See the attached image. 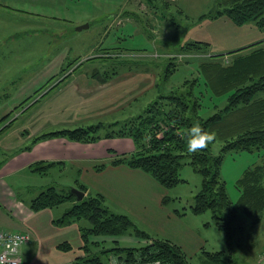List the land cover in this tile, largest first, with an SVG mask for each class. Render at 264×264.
<instances>
[{
  "label": "rangeland",
  "instance_id": "1",
  "mask_svg": "<svg viewBox=\"0 0 264 264\" xmlns=\"http://www.w3.org/2000/svg\"><path fill=\"white\" fill-rule=\"evenodd\" d=\"M39 1L38 13L43 16L23 14L24 17L19 14L24 17L21 18L17 14L0 15V26L5 27L6 31L18 26L22 31L16 36L18 41L0 47V118L11 110L19 112L26 108L28 103L15 110L26 98H34L30 104L37 101L38 110L42 113L38 115V132L63 129L64 126L71 129L100 123L106 126L100 128L99 132H105L108 130V124L122 121L125 117L126 113L123 114L121 107L111 116L102 111H92V117L85 119L87 116L78 114L90 107L96 109L95 104L99 109L112 110L107 109L110 106L108 98L116 99L119 91L125 90L123 92L126 93L132 90L133 98L124 106L128 108L129 113L135 115L142 112L148 103L158 98L162 92L170 91L185 79L199 75L201 64H209L205 62L209 55H216L218 63L229 65L236 57L251 53L259 46L264 47V28L259 27L254 20L238 24L227 16H202L214 7L215 0H174L171 4L168 3L165 11L161 8H151L145 0ZM164 2L165 0H158L157 4L163 5ZM37 5L34 4L32 8ZM163 12H166V15L163 16ZM85 23H89V26L77 29ZM196 40L208 42L206 53L199 50L191 53L179 51L185 43ZM253 44L256 45L251 46ZM246 46L251 47L247 49ZM242 49L247 50L234 52ZM113 65L116 68H113ZM75 66V75L89 70L93 72L98 67L101 74L112 72L113 69L132 71L123 70L120 76H116L117 80L112 81H115L112 86L103 89L101 96L104 97H98L96 100L90 97L80 99L77 97V93H80L79 85L73 83L72 78L56 85L57 80L72 71ZM53 76L55 78L50 81ZM29 77L33 91L22 96L19 92L26 88ZM14 79L16 82L13 84L11 81ZM27 88H30V85ZM4 91H10V95L5 97ZM120 102L123 104L127 101ZM215 103L217 102L213 101L209 104L211 111L217 110L213 107ZM224 103L219 102L220 105ZM72 116H78L75 123H61ZM3 117L0 119L2 123L8 122L9 118ZM22 122L17 120L11 129L8 127L0 130V146L8 142L19 144L17 129ZM2 123L0 129L3 127ZM220 147L221 142L216 140L213 152L217 154ZM7 154L8 152L0 147V164ZM259 162L256 151H230L225 155L221 176L225 179L228 194L234 201L242 196L238 181L242 178L244 170ZM36 172L32 173L34 187L29 188L30 191L35 189V195L39 192L38 188L49 185L59 188L76 187L84 191L85 195L88 194L87 186L83 184L85 189H82V183L76 180L79 176L76 167L58 166L46 174ZM180 177L183 181L179 184L165 188L150 174L140 171L120 177L117 183L113 181L115 186L102 188H105L106 203L110 210L129 215L139 229L152 237L172 238L184 244L192 264H207L202 251L227 249L226 233L215 224L211 211L195 214L190 210L195 194L201 187V174L186 161L180 169ZM112 178L89 177L92 194L99 192L102 184H110ZM162 191L168 197L166 203L163 202L165 207L155 201V196H159ZM30 194L27 190L23 192V196L28 199H31L28 197ZM69 206L70 202L61 204L64 210ZM175 209L179 210V214ZM168 211H173L175 216H169ZM240 216L244 228H234L232 239L237 263L260 264L259 254L264 247V212L261 223L251 233V218L243 210ZM83 224L89 225V222L84 220ZM70 240L73 245L77 243L73 235ZM89 240L91 247L99 243L94 251L116 245L141 246L147 242L146 239H138L135 234L131 236L128 232L120 236H91ZM111 252H101L99 255L105 261L107 254Z\"/></svg>",
  "mask_w": 264,
  "mask_h": 264
},
{
  "label": "trees",
  "instance_id": "2",
  "mask_svg": "<svg viewBox=\"0 0 264 264\" xmlns=\"http://www.w3.org/2000/svg\"><path fill=\"white\" fill-rule=\"evenodd\" d=\"M145 1L151 8H161L165 11L168 3L171 4L174 0H165L163 5L157 4L158 0ZM164 15L166 12H163ZM207 15L227 16L238 24L254 20L259 27L264 28V0H215L214 7L202 16ZM207 44L205 41H190L182 45L179 51L191 53L199 50L206 53ZM217 58L216 55H209V59L205 60L209 64H201L199 75L185 79L170 91L162 92L158 98L148 103L142 112L124 120L119 126L118 122L110 124L107 126L110 130L104 135L128 136L136 145L133 153H125L112 159L113 165L126 164L131 168L140 169L150 174L165 188L183 181L180 169L186 161L191 164L201 174L202 183L190 210L195 214L211 211L215 224L225 231L227 238V249L202 251L206 263L238 264L233 252L234 228H244L240 221L242 210L248 215V208L256 211L264 203L260 200V196L264 195V164L249 166L244 170L242 178L238 181L242 196L237 201L228 194L226 181L221 176V167L225 155L230 151H264V47L254 48L251 53L236 57L229 65L218 63ZM76 68L75 66L72 71L57 80L56 85L66 80ZM113 68L116 66L113 65ZM118 72L119 70L113 69L112 72L101 74L98 67L92 75L105 81ZM54 78L55 76L49 80ZM31 100V97L26 98L14 109L22 108ZM213 101L217 102L213 104V107L217 108L216 111L209 108ZM221 101L225 102L224 105L219 104ZM36 102L33 101L24 110L34 106ZM11 114L5 118H9ZM14 120L15 118L0 130L9 127ZM196 122H199L204 130L216 133V140L221 142L217 154L212 150L216 140L200 152H187L185 133ZM104 126L106 125L96 124L57 129L35 136L33 141L52 136H65L82 142L97 141L103 137L99 134V129ZM113 126L117 128L114 129ZM40 164L38 162L32 165L33 169L45 172V167ZM51 165L52 163L48 164ZM102 167L104 165L98 166L97 169ZM80 187L85 189L83 184ZM167 200L166 195L163 202L166 203ZM65 202H70V206L59 218L54 219V223L58 226L78 223L86 251L85 256L70 264H111L113 257L116 264H192L181 245L168 238L152 237L139 229L129 215L110 210L102 193L88 192L83 199L77 200L70 188L50 185L35 196L29 206L38 211ZM84 220H87L89 225L83 224ZM253 230L252 223L250 233ZM127 232L144 238L147 242L141 246L116 245L98 251H94V248H97L99 243H95L94 247L90 246L91 236H120ZM58 247L64 250L72 248L67 241ZM108 251H112L111 254L106 253L107 259L102 260L99 254Z\"/></svg>",
  "mask_w": 264,
  "mask_h": 264
},
{
  "label": "crops",
  "instance_id": "3",
  "mask_svg": "<svg viewBox=\"0 0 264 264\" xmlns=\"http://www.w3.org/2000/svg\"><path fill=\"white\" fill-rule=\"evenodd\" d=\"M38 1L39 0H0V15L17 14L18 16L19 14H25L33 17L38 15L43 16L42 13H38ZM34 4H36L37 6L33 9L32 6ZM22 15L19 16H21V18H24L25 16L23 15V17ZM27 21L33 23V21L31 20ZM21 32L22 31L20 30L19 26L15 29H11V31H6L5 27L0 26V47L4 44L11 45L15 41H18L16 36H19ZM8 36H12V38L7 39ZM251 43L254 42H250V44ZM123 70L129 71L130 69ZM123 70L114 74L111 78L105 81H102L99 77L93 76L92 74L94 73V70L93 72H91L92 70H89L78 75H75L76 73H74V70L66 80L72 78L73 83L79 85L78 88L80 90V93H77L78 98L88 99V97H90L96 100L98 97H104L101 96V93L104 92L103 89H108L110 86H112V83L115 82L112 81L117 80L116 76H120L119 74H121ZM28 80L29 81H27V84L30 85V88H27V85L23 90H20V88L18 89L20 90L19 94L22 96H25L26 93L29 94V91H33V89L31 88L32 82H30V77L28 78ZM11 82L14 84V82L16 81L14 79ZM123 91L125 90H122V92H118L119 94L117 95L116 99L105 97L108 98L110 104L107 109L111 108L112 110H104L103 108L99 109L97 108V104H95L94 106L96 107V109L90 107L85 109V111L83 110V112L78 115L87 116L85 118L87 119L92 117V113L90 112L102 111L103 113H108L111 116L119 111L121 107L123 114L126 113V118L121 117L123 119L122 121H115L110 123L113 124L118 122L117 126H119L124 120L130 117H134L140 113L139 112L133 115L132 113L128 112V108L125 107L124 104L128 103L129 100L133 98V93L132 90H130V92L127 91L126 93H124ZM3 94L5 97H8L10 95V91H4ZM136 98L138 99V97ZM125 100L127 102L121 104L120 101ZM29 104L30 102L28 103V105ZM16 112L17 111L12 113L11 110L3 115L6 116L12 113V117L10 116L9 119H7L8 122H10L9 120L15 118L14 122L10 124L9 129L12 128V125L14 126L17 120H22L23 122L22 125H20V127L17 129V135L20 140L19 144L8 142L7 144L3 143L0 146L3 150L8 152L7 157L3 160L4 164H0V229L3 228L13 231H30L32 233V240L22 247L21 264H70L76 261L78 258L86 255L84 239L82 237L80 226L76 222L63 226H58L54 223V219L59 218L63 214L64 207H61V205L43 208L38 211L32 210L30 208L29 204L32 199L37 196L42 190L48 187L46 186L44 188H38L39 192L37 195L34 194L35 189L34 191L29 190V188L32 189L34 187V185L32 184L34 175H32V173H35L37 171L33 169L32 165L40 162V165L45 167V172L38 171L41 174H46L48 171L58 166H62L64 168L69 166L76 167L79 175L76 180L80 181L79 183L85 184L88 188L87 192L91 193L92 184L90 182L91 180L88 179L89 177H92L94 179L113 177L110 184H108L107 186H104L102 184L101 188H99V192H96L102 193L104 196H106L107 194L105 188L110 185H114L113 181L117 183L120 177H123L125 175L137 174L138 172L142 171L140 169L131 168L126 164H112V159H114L115 157H120L122 153H133L136 150V145L133 139L128 136L116 135L106 137L104 134H106L110 129L105 132H99V134H102L103 137L97 141L92 142L71 140L65 136H52L34 142L33 139L35 136L61 128L39 130L38 132V115L42 114L41 110H38V103L26 110H24L23 108L19 110V112ZM30 117H34V119H30ZM76 117L78 116H72L71 119L63 120L61 123L68 121L69 122L67 123V125L75 123ZM8 122H3V126ZM110 124H108L107 126H109ZM117 126L115 127L117 128ZM112 128H114V126ZM258 157L260 160L258 164H264V151H258ZM51 163L52 165L48 166V164ZM101 165H104V167H102L101 169H97V167ZM262 185V187H264V176L262 178ZM26 190L31 192L30 196H28L31 197V199L23 196V192ZM164 194L165 192L162 191L159 196H155L156 203H159L161 207L166 206L163 203V198L166 196ZM260 200L264 201V195L260 196ZM146 209L147 208H145V210ZM175 210L176 213L179 212L178 209ZM187 212L188 209L186 213ZM247 212L248 216L251 218V224H254V229L255 227L257 228L258 224L261 223L263 218L264 203L260 205L258 209H256V211H251V209L248 208ZM168 215L175 216V213L173 211H168ZM72 235L74 239L77 240V243L75 245H73L70 240ZM168 239L181 245L187 252L184 244H181L172 238ZM65 241L71 244V249L64 250L58 247L59 244Z\"/></svg>",
  "mask_w": 264,
  "mask_h": 264
},
{
  "label": "built area",
  "instance_id": "4",
  "mask_svg": "<svg viewBox=\"0 0 264 264\" xmlns=\"http://www.w3.org/2000/svg\"><path fill=\"white\" fill-rule=\"evenodd\" d=\"M32 240L30 231L0 229V264H21L22 247ZM260 264H264V248L259 254Z\"/></svg>",
  "mask_w": 264,
  "mask_h": 264
},
{
  "label": "clouds",
  "instance_id": "5",
  "mask_svg": "<svg viewBox=\"0 0 264 264\" xmlns=\"http://www.w3.org/2000/svg\"><path fill=\"white\" fill-rule=\"evenodd\" d=\"M185 136L187 152L192 154L208 148L209 144L216 140V133L204 130L199 122L193 123L185 133ZM111 264H116L114 257Z\"/></svg>",
  "mask_w": 264,
  "mask_h": 264
},
{
  "label": "water",
  "instance_id": "6",
  "mask_svg": "<svg viewBox=\"0 0 264 264\" xmlns=\"http://www.w3.org/2000/svg\"><path fill=\"white\" fill-rule=\"evenodd\" d=\"M88 26H89V23H85V24H83V25L78 26L77 29L80 30V29H82V28H86V27H88ZM70 190H71V192H72L73 194L76 195V199H77V200H81V199H83L84 196H85V192L82 191V190H80V189H78V188H76V187H73V188H71Z\"/></svg>",
  "mask_w": 264,
  "mask_h": 264
}]
</instances>
